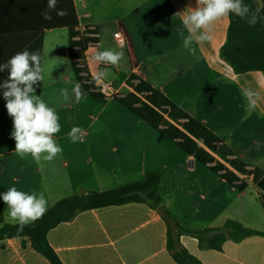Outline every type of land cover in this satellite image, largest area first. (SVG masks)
<instances>
[{"label": "crops", "instance_id": "crops-1", "mask_svg": "<svg viewBox=\"0 0 264 264\" xmlns=\"http://www.w3.org/2000/svg\"><path fill=\"white\" fill-rule=\"evenodd\" d=\"M73 1L80 29H98L99 43L85 53L92 77L106 70L114 75L108 82L115 87V78L123 68L126 77L116 90L126 95L132 91L128 78L138 76L212 131L240 163L264 174V74H236L223 59L221 49L227 39L229 16L210 25L212 38L194 43L192 55L183 48L178 35V30L188 35L187 29L174 13H186L189 4L195 7V0ZM254 1L263 7L261 0ZM12 21V35L0 38V48L3 38L4 46L12 48L6 50V58L26 48L37 51V35L32 30L21 33L15 25L17 20ZM118 32L125 34L124 44L116 41ZM111 43L124 52L118 66L95 60L97 51L110 49ZM41 67L44 80L38 82L36 94L56 110L62 135L68 138L71 130L64 128L70 116L64 112L76 109L71 117L80 120L84 142L73 143L69 138L52 161L37 162L30 154L21 158L11 145L13 139L4 135L13 127L8 116L0 121V126L6 125L4 131L0 129V193L13 186L29 194L43 192L49 209L65 197L106 191L143 180L149 172H159L162 204L184 227L216 228L233 219L264 232V187L260 188L252 176L244 179L247 188L238 191L159 131L120 108L124 106L115 97L99 103L80 90L82 98L76 102L73 89L78 82L74 73L70 75L66 29L43 33ZM122 88L126 92L122 93ZM244 88L259 94L256 110L250 114L245 110ZM63 89L68 90V100L62 95ZM95 103L99 105L97 115L85 117L88 110L96 109ZM104 112L106 116L100 118ZM96 126L98 129L93 130ZM0 202L4 204L2 199ZM4 207L5 221L18 223ZM167 231L160 210L145 203H128L79 212L51 229L48 240L63 264H177L167 249ZM180 242L203 264H264V235L239 242L227 240L221 250L201 249L198 239L187 235H182ZM0 264L51 263L28 238L13 237L0 241Z\"/></svg>", "mask_w": 264, "mask_h": 264}, {"label": "trees", "instance_id": "trees-1", "mask_svg": "<svg viewBox=\"0 0 264 264\" xmlns=\"http://www.w3.org/2000/svg\"><path fill=\"white\" fill-rule=\"evenodd\" d=\"M261 1L263 2L261 15H264V0ZM245 3L252 11L258 8L254 0H245ZM46 6L47 0H0V38L12 35L9 26L14 24L12 20H17L15 25H19L21 33L32 30L37 35V51L41 57L43 33L47 30L66 29L68 59L80 90L91 96L94 101L105 103L108 98L95 90L94 80L85 58L86 51L99 43L98 29L94 26L80 29L73 0H58L57 8L66 10L67 15L58 17L53 11L50 21L44 20L41 16ZM229 19L227 39L221 49L223 59L232 66L236 74L250 71H261L264 74V22H258L253 27L248 24V17L241 19L231 15ZM1 42L5 45L4 38ZM4 45L0 48V63L8 60L6 50H12ZM6 78L7 72L0 73V81ZM127 85L132 91L126 95L119 94L115 100L152 129L174 142L183 153L194 158L199 164L207 166L240 192L247 188L244 179L250 176L260 188L264 187V174L261 170L247 168L240 163L212 131L162 92L134 74L128 78ZM239 175H243L244 178H240ZM160 181L159 172H149L140 181L106 191H92L65 197L49 208L41 219L28 224L22 231L19 230L18 223L5 221V207L0 202V241L26 237L32 247L51 264H63L49 243L48 233L51 229L62 222L70 221L79 212L128 203H145L160 210L168 225L167 249L177 264H203L182 245L180 242L182 235L198 239L201 249L215 250H221L227 240L239 242L252 235H264L263 231L252 229L233 219L226 220L222 227L216 228L190 230L184 227L162 204Z\"/></svg>", "mask_w": 264, "mask_h": 264}, {"label": "clouds", "instance_id": "clouds-1", "mask_svg": "<svg viewBox=\"0 0 264 264\" xmlns=\"http://www.w3.org/2000/svg\"><path fill=\"white\" fill-rule=\"evenodd\" d=\"M57 3L58 0H47V6L41 12L44 20L50 21L53 11L58 17L67 15L66 10L57 8ZM174 15L181 17L183 27L187 29L188 35L185 36L181 30H178V35L183 41V48L192 55H195L194 43L212 38L208 30L219 19L231 15L241 19L248 17L247 22L253 27L258 22H264L261 8L252 11L245 0H195V7L189 4L186 13L181 10ZM123 59L122 48L97 51L95 55L97 62L112 66H118ZM2 72H7V78L0 81V90L13 122L11 138L15 141V153L21 158L30 154L37 162L41 159L52 161L62 152V148L54 140V134L60 131L61 126L56 110L36 94L38 82L44 80L40 53L30 52L26 48L0 63V73ZM107 75L106 70H99L93 79L99 84ZM73 92L78 103L82 98L80 86L76 85ZM62 95L65 100L69 99L67 89L62 90ZM242 95L247 102L245 110L250 114L256 110V98L259 94L251 88H244ZM68 136L73 143L84 142V130L80 127L74 126ZM0 199L7 206L9 216L18 222L20 231L41 219L48 210V201L43 192L29 194L13 186L0 193Z\"/></svg>", "mask_w": 264, "mask_h": 264}, {"label": "rangeland", "instance_id": "rangeland-1", "mask_svg": "<svg viewBox=\"0 0 264 264\" xmlns=\"http://www.w3.org/2000/svg\"><path fill=\"white\" fill-rule=\"evenodd\" d=\"M110 49H115V50H119L117 49L116 45L114 43H111V47ZM71 72H70V75L73 77V71L72 69H70ZM114 75L113 74H108V76L104 79L106 82L109 81V79L111 77H113ZM126 77V74H125V70L122 68L120 69V72L119 74L117 75V77L115 78L116 82H115V87L114 89H117L119 87V85L121 84V82L123 81V79H125ZM121 92L124 93L126 92V88H122L121 89ZM5 101H1L0 102V121L2 120H6V118L9 116L8 113H7V109L5 107ZM67 106V104H66ZM97 106H99L97 103H95V107L96 109H91V110H88L87 114L85 115V117L87 118H91L93 115H97L99 109H97ZM120 108H123V110H125V107H121L119 106ZM67 108H69V106H67ZM100 108V107H99ZM66 112H64V114H68V116H70V118L68 119L69 122L68 124L65 126V131H68V130H71L74 126L76 127H81L80 125V120H77V118L75 117V115H73V117H71V114L74 113L77 111L76 109H74V111H72L70 108L69 109H66L65 110ZM72 111V112H71ZM106 112H104L103 114L99 115L100 118H104L106 115ZM10 117V116H9ZM3 122V121H2ZM3 124V123H2ZM5 126L6 125H1L0 126V129L1 131H4L5 130ZM12 128L13 127H9L8 130H5V134L4 135H7L11 138V131H12ZM98 129L97 126L93 128V130H96ZM63 132L60 130L56 135L57 137L54 138V140L56 141V143L61 147V148H64L65 146H67L68 142L70 141L69 138L65 135H62ZM59 135V136H58ZM11 145H14L15 146V141L13 139L12 141V144ZM252 194L255 196V194L252 192ZM256 197V196H255ZM258 217V215H257Z\"/></svg>", "mask_w": 264, "mask_h": 264}, {"label": "built area", "instance_id": "built-area-1", "mask_svg": "<svg viewBox=\"0 0 264 264\" xmlns=\"http://www.w3.org/2000/svg\"><path fill=\"white\" fill-rule=\"evenodd\" d=\"M119 34V35H117ZM115 37H116V41L119 44H124L126 41V36L123 32H118ZM94 80V79H93ZM138 81H136L137 83ZM94 85H95V90L100 92L101 94H103V96H105L108 99L117 97L119 95V92L114 89V87L109 83L106 82L105 80H103L101 83L97 84L96 81L94 80Z\"/></svg>", "mask_w": 264, "mask_h": 264}]
</instances>
